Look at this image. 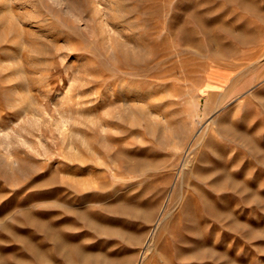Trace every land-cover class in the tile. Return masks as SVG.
<instances>
[{
  "label": "rangeland",
  "instance_id": "obj_1",
  "mask_svg": "<svg viewBox=\"0 0 264 264\" xmlns=\"http://www.w3.org/2000/svg\"><path fill=\"white\" fill-rule=\"evenodd\" d=\"M0 264H264V0H0Z\"/></svg>",
  "mask_w": 264,
  "mask_h": 264
},
{
  "label": "bare ground",
  "instance_id": "obj_2",
  "mask_svg": "<svg viewBox=\"0 0 264 264\" xmlns=\"http://www.w3.org/2000/svg\"><path fill=\"white\" fill-rule=\"evenodd\" d=\"M244 3V2H243ZM21 28V27H20ZM133 53V52H132ZM151 53H152V55L153 56H157V55H160V54H158V52L155 50V48H153L152 47V51H151ZM127 54V53H126ZM130 54V53H129ZM126 56V55H125ZM132 59V58H131ZM134 59V58H133ZM128 60V59H127ZM134 61V60H133ZM125 64V63H124ZM137 69V68H136ZM120 115V114H119ZM121 117H123V116H121ZM120 118V117H119ZM122 120V119H121ZM124 120V119H123ZM225 128V127H224ZM239 132V131H238ZM199 139V138H198ZM200 140V139H199ZM81 141V140H80ZM198 144V143H197ZM221 155V154H220ZM85 162V161H84ZM215 164V163H214ZM92 172V171H91ZM186 172V171H185ZM192 172V171H191ZM194 173V172H193ZM210 175V174H209ZM221 175V174H220ZM205 178V177H204ZM223 180V179H222ZM224 181V180H223ZM203 189V188H202ZM181 194V193H180ZM183 194H184V192H183ZM178 195V190H174L173 191V193H172V196H171V200H170V202H172V203H174V201H175V199H176V196ZM168 198V197H167ZM181 198H183V197H181ZM177 199H178V197H177ZM213 200V199H212ZM179 201V200H178ZM183 201V200H182ZM188 201H190V200H188ZM184 205V204H183ZM172 207V206H171ZM180 210V209H179ZM81 212V211H80ZM188 212V211H187ZM237 223V222H236ZM232 231H234V230H232ZM157 235V234H156ZM252 235V234H251ZM197 237V236H196ZM202 241V240H201ZM58 244V243H57ZM203 259V258H202Z\"/></svg>",
  "mask_w": 264,
  "mask_h": 264
}]
</instances>
